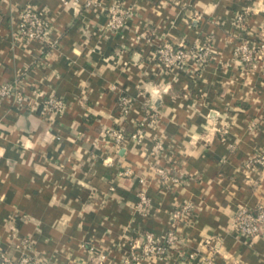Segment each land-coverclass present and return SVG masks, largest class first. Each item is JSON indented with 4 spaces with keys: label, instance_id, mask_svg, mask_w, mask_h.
Wrapping results in <instances>:
<instances>
[{
    "label": "crops",
    "instance_id": "crops-1",
    "mask_svg": "<svg viewBox=\"0 0 264 264\" xmlns=\"http://www.w3.org/2000/svg\"><path fill=\"white\" fill-rule=\"evenodd\" d=\"M27 4L49 24L45 43L19 34ZM113 4L135 13L120 34L104 28L102 8ZM240 14L258 37L264 0H0V86L14 83L27 99L23 107L0 100V256L90 264L94 249L105 264H124L144 234L163 240L177 227L183 248L139 264H173L189 253L264 264V236L248 240L234 228L238 211L264 203V174L246 167L264 155V63L252 71L234 56ZM167 42L209 43L212 58L165 71L154 51ZM123 96L133 102L126 116ZM50 97L65 102L62 113L44 112ZM146 102L158 123L142 143L118 148L105 131L133 133ZM119 165L146 180L150 214L138 209L139 181L119 178ZM159 168L180 182L160 183ZM185 204L193 211L176 226L173 213Z\"/></svg>",
    "mask_w": 264,
    "mask_h": 264
},
{
    "label": "built area",
    "instance_id": "built-area-1",
    "mask_svg": "<svg viewBox=\"0 0 264 264\" xmlns=\"http://www.w3.org/2000/svg\"><path fill=\"white\" fill-rule=\"evenodd\" d=\"M77 3L78 0H73ZM92 5L100 8L101 5L93 4L91 1L86 3L87 7ZM103 14L106 16L105 30L111 33L120 34L127 28L129 20L134 18L133 9L127 8L120 4H113L108 8H102ZM19 17V34L21 37L29 42L38 41L45 43L46 37L49 32L48 22L41 16L38 10L31 4H27L18 11ZM244 15L237 16V24L241 33L245 36L240 44L234 51L236 60L245 68L256 71L261 64L264 63V25L258 34V37L250 36L247 34L244 25ZM144 36L138 37V39ZM147 41H149L147 39ZM212 58V49L209 43L203 46L187 47L184 45H176L173 43H164L156 48L154 51V59L165 71L184 72L188 70L189 63L194 62L199 67H203L209 63ZM13 98L14 103L23 107L27 99L22 91L14 83H7L0 86V100ZM132 101L123 96L119 100V110L123 116L129 114ZM44 112L50 115H58L65 109V102L61 99L50 97L42 102ZM159 111L152 105L145 103V118L141 123H138L133 133H126L122 129L110 128L105 131V134L111 141H113L118 148L124 146L127 141L140 144L147 137V129L153 128L159 121ZM162 150L160 143H155L153 152L157 153ZM114 161L109 159L108 165L113 164ZM247 169L255 171L261 169L264 174V155L258 156L249 161L246 165ZM159 181L162 184L179 183V178L172 176L164 169H157ZM119 178H137L142 188L138 192V209L145 215L150 214L151 200L144 190L143 186L146 185V180L128 167L119 165L118 170ZM111 191L115 187H111ZM193 207L185 204L179 207L172 216L173 223L178 226L182 223L187 216L191 214ZM234 228L248 240L264 236V203L259 204L255 210L242 209L238 211L234 218ZM21 248H29L28 241L21 243ZM182 247V239L179 237L177 227L171 230L163 240L157 239L152 233H146L143 237V244L141 248L137 249L131 254V257L125 260L124 264H139L143 261L156 258L163 260L170 257L174 251H179ZM183 248V247H182ZM27 251V250H25ZM90 264H105V256L94 254V249ZM1 264H42L34 256L23 253L18 258H12L7 254H1ZM214 264L212 260H202L196 253H189L184 259L175 261L173 264Z\"/></svg>",
    "mask_w": 264,
    "mask_h": 264
},
{
    "label": "trees",
    "instance_id": "trees-1",
    "mask_svg": "<svg viewBox=\"0 0 264 264\" xmlns=\"http://www.w3.org/2000/svg\"><path fill=\"white\" fill-rule=\"evenodd\" d=\"M245 36L243 35V38H244Z\"/></svg>",
    "mask_w": 264,
    "mask_h": 264
}]
</instances>
